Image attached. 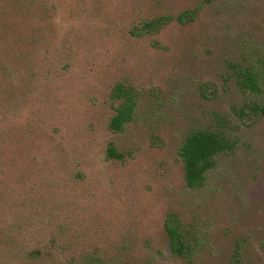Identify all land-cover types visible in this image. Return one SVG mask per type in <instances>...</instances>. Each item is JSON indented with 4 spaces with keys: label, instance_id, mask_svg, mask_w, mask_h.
Masks as SVG:
<instances>
[{
    "label": "rangeland",
    "instance_id": "obj_1",
    "mask_svg": "<svg viewBox=\"0 0 264 264\" xmlns=\"http://www.w3.org/2000/svg\"><path fill=\"white\" fill-rule=\"evenodd\" d=\"M249 65L264 81V0H0V264H264V114L234 71ZM117 82L138 93L122 131ZM209 127L233 151L190 188L179 149Z\"/></svg>",
    "mask_w": 264,
    "mask_h": 264
},
{
    "label": "trees",
    "instance_id": "obj_2",
    "mask_svg": "<svg viewBox=\"0 0 264 264\" xmlns=\"http://www.w3.org/2000/svg\"><path fill=\"white\" fill-rule=\"evenodd\" d=\"M193 11L181 13L177 19L188 21L193 19ZM173 20L169 15H162L141 26L143 33L158 34ZM234 71L241 85L259 99L251 105H247L249 111L264 114V81L262 71L258 66L246 67L234 66ZM111 100L116 102V112L110 119V128L113 131H122L135 114L138 106V93L135 88L124 82H117L110 94ZM261 101V102H260ZM246 112L242 108V113ZM235 141L223 130L218 128H196L191 130L184 138L179 153L183 160L184 177L187 186L198 188L205 185L210 171L216 165V159L220 154L233 151ZM108 154L112 158L121 157L117 149L110 145ZM165 230L168 235L169 245L173 254L180 257H189L192 253L194 240L187 226L182 222L177 213L171 212L165 219ZM239 252L234 255L231 264H238Z\"/></svg>",
    "mask_w": 264,
    "mask_h": 264
}]
</instances>
